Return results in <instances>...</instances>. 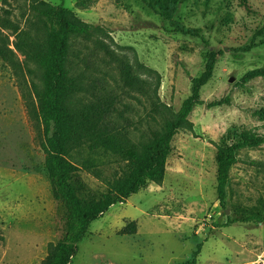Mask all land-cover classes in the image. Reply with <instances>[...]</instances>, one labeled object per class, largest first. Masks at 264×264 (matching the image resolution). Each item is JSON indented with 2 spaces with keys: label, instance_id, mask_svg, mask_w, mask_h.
Instances as JSON below:
<instances>
[{
  "label": "rangeland",
  "instance_id": "1",
  "mask_svg": "<svg viewBox=\"0 0 264 264\" xmlns=\"http://www.w3.org/2000/svg\"><path fill=\"white\" fill-rule=\"evenodd\" d=\"M41 1L62 4L97 27L94 38L125 58L139 79L154 81L149 70L159 74L157 112L137 94L123 97L128 109L118 107L131 122L135 143L148 129L174 119L190 95L192 79L204 70L207 52L219 53L211 79L199 92L204 105L188 117L191 126L181 127L173 137L162 183L148 184L94 221L71 264H191L199 244L195 264H254L264 241V145L238 153L224 206L216 195L215 154L232 126L264 134V122L257 116L264 106V77H247L264 69V44L245 53L239 50L264 41V0L182 2L173 22L200 30L207 44L175 32L143 0H97L87 10L77 9L76 0ZM5 7L24 27L21 15L28 12L29 2L6 0ZM0 33L12 45L13 37ZM88 47L90 43L80 40L71 46L84 55ZM14 52L21 65L18 74L0 62V264H40L48 245L63 235L64 215L43 169V126L27 109L35 103L33 86L41 87L40 75L34 64ZM98 64L97 74L116 77L113 63ZM219 100L221 106H205ZM69 160L79 167L87 190L99 194L125 169L117 156L85 147L73 151ZM233 219L237 222L231 223ZM130 222H135L136 232L120 235Z\"/></svg>",
  "mask_w": 264,
  "mask_h": 264
},
{
  "label": "trees",
  "instance_id": "2",
  "mask_svg": "<svg viewBox=\"0 0 264 264\" xmlns=\"http://www.w3.org/2000/svg\"><path fill=\"white\" fill-rule=\"evenodd\" d=\"M29 2L28 12L21 15L24 27L13 19L2 0L0 29L13 37L12 45L0 33V62L18 74L21 65L15 52L24 62L32 63L40 75L41 87L33 86L35 103L27 104L43 126L45 138L43 169L52 189L53 198L60 203L64 215V232L55 243L48 245L45 258L40 264H71L78 252V244L89 232L91 224L101 218L112 206L124 204L148 184L160 185L165 177L167 159L172 151V140L179 129L191 126L188 117L196 106L204 105L200 89L211 79L219 53L209 50L203 72L192 79L190 95L181 103L173 120H164L157 129H148L142 139L131 140L130 120L123 115L119 105L128 109L124 96L137 94L147 101L152 112H157L155 103L160 87V77L149 70L154 81L141 80L133 75L127 60L117 55L102 40L94 38L97 27L82 22L62 4L50 5L41 0ZM167 20L174 31L185 36L206 40L200 30L187 28L173 22L179 5L186 0H143ZM97 0H76L75 7L87 10ZM264 30V29H263ZM260 36L264 35V31ZM88 42L89 53L72 50L76 41ZM264 41L239 49L249 52ZM12 46V48H11ZM91 58V59H89ZM94 59V60H93ZM98 62L114 64L116 77L97 70ZM114 81L118 92L109 85ZM248 78L264 77V69L247 74ZM224 102L213 101L205 106L215 108ZM264 122V106L257 113ZM264 145V134L236 126L228 128L220 139L216 154V195L224 206L229 185V172L237 162L238 153ZM85 147L90 152L103 150L117 156L125 164L122 173L116 176L108 189L102 193L87 190L80 169L69 160V155ZM237 222L236 219L231 223ZM228 223V222H227ZM228 225H225V227ZM135 222L126 224L120 235H133ZM201 245L193 253L195 264Z\"/></svg>",
  "mask_w": 264,
  "mask_h": 264
},
{
  "label": "built area",
  "instance_id": "3",
  "mask_svg": "<svg viewBox=\"0 0 264 264\" xmlns=\"http://www.w3.org/2000/svg\"><path fill=\"white\" fill-rule=\"evenodd\" d=\"M254 264H264V241L261 243L255 254Z\"/></svg>",
  "mask_w": 264,
  "mask_h": 264
},
{
  "label": "water",
  "instance_id": "4",
  "mask_svg": "<svg viewBox=\"0 0 264 264\" xmlns=\"http://www.w3.org/2000/svg\"><path fill=\"white\" fill-rule=\"evenodd\" d=\"M231 81H232V79H231Z\"/></svg>",
  "mask_w": 264,
  "mask_h": 264
}]
</instances>
